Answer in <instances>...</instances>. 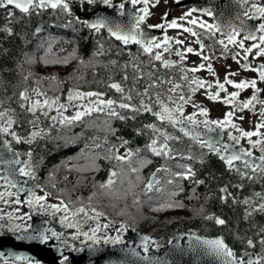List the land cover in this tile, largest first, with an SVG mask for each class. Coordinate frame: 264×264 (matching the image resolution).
I'll use <instances>...</instances> for the list:
<instances>
[{"label":"trees","instance_id":"16d2710c","mask_svg":"<svg viewBox=\"0 0 264 264\" xmlns=\"http://www.w3.org/2000/svg\"><path fill=\"white\" fill-rule=\"evenodd\" d=\"M69 6L72 14L65 12L62 8L55 10L47 8L30 10L29 14L13 10L9 18L0 15V111H6L8 117L15 121L11 132H15L21 138L20 142L6 137L9 138L11 147L21 154L20 157L29 162L36 177L34 180L41 184L44 192L49 190L53 196L64 202L68 201L69 206L75 203L77 207L85 205L91 214L106 211L107 207L96 206V204L101 205L98 203L100 201H97L98 198L93 206H90V203L85 204L86 200L84 201L88 195L98 194L99 197H103L102 190L90 188L91 182L88 181L86 186L93 193L89 194L88 188L82 189L78 186L85 181L70 178L71 174L66 168L71 162L74 164L76 158L83 152L81 158L85 160V165L89 161L92 162L93 156L98 158L100 171L95 179L105 181L111 172L119 173L117 170L119 167L116 165L118 162L113 157V152L104 154L105 151H109V148H112L111 145L118 147L117 145L127 140L129 143L124 147L127 150L131 149L136 155L135 161L140 164L143 160L151 161L139 167L144 178L157 169L167 168L168 171H159L158 183L152 190H144L134 203L135 206L146 207L150 213L149 216L133 219L132 209L127 207L125 214H122L125 207L121 209L122 204L117 202L118 206H114L117 214L124 216L118 215L117 220L104 216L109 225L117 227L125 225L127 231H138L151 237L155 243L149 245L148 251H152L153 246L164 247L177 235L194 234L207 239L221 236L237 255L244 251L253 254L262 253L264 246L258 241L261 236H264V233L260 232L264 228V213L249 210L248 203L245 204L243 201L254 199L257 193L264 197V173L258 171L252 173L241 164H234L235 167L229 169L213 153L201 148L200 144L190 136H185L178 127L167 121L161 122L149 112L133 113L127 109L117 108L116 110L126 117L121 120L108 116L105 110L88 115L89 118L96 119L88 120L85 117L78 121L77 126V122L61 125L58 120L52 121L51 117L55 116L54 111L47 117L40 111H37L35 116L27 111V102L21 100L20 93L25 89L28 92L34 88L41 89L49 97L59 96L60 101L70 89L100 92L106 100L131 103L137 107L140 106V101L144 100L152 106L154 112L158 111L153 103L155 102L153 98L156 97L153 92L155 88H149L147 96L138 95L143 93L153 81L158 83L161 80L156 72L158 68L147 64L137 55V51L143 49L136 45L115 42L102 30L96 32L87 28L77 22L76 17L79 16L75 13V8L79 7L77 0H71ZM37 28L40 29L39 32L36 31ZM8 29H11L10 33ZM214 32L219 34L218 31ZM210 36L214 38L212 34ZM218 37L222 39L220 34ZM213 40L214 42L210 40V49L221 51L220 48L218 49L219 46L216 47L217 41ZM49 46L52 48V54H49L47 58L70 57L75 60L74 68L63 76L57 77L62 82L58 86L55 82L46 79L51 76L42 79L33 72L32 66L30 67L32 62L37 63L38 58L45 57ZM221 52L220 55H227L223 47ZM81 60L84 63H81ZM125 76L128 77L127 80L124 79ZM25 77L28 79L26 80ZM112 83L121 84L124 93L110 88L109 85ZM127 94L132 96L131 101H122V95ZM22 103L26 105L25 108H21ZM132 116H135V119H131ZM36 117H39V120L34 127L30 121L35 120ZM149 124L156 125L162 132H167L176 138L167 141L172 149L173 158L155 156L146 148L152 138H158L161 143L164 142L159 133H154L145 127ZM32 128L42 131L39 136L32 139L31 143H27L26 141L31 137ZM225 137L227 138L226 134ZM137 149H140L139 153L136 152ZM29 152L32 154L31 158L27 155ZM189 156L192 158L188 159ZM179 165L190 166L195 176L183 179L174 175L185 172V169ZM237 168L240 172H247L252 179L242 177L240 172L236 171ZM137 177V173L129 171V174L111 190V195L118 196L125 193ZM196 181H203V183L198 184ZM222 188H227V192H222ZM173 193L176 194L173 195ZM81 201L84 202L81 203ZM177 204H182L183 207L172 206L165 212L185 209L190 215L171 220H162L159 218H162V215L157 216L164 212L161 210L162 207ZM92 209L96 211L93 212ZM247 212H252V215L246 216ZM39 215L47 219L51 225L57 226L46 214ZM207 216L222 218L226 223L217 225L215 219H206ZM0 232L3 233L2 235L14 234L6 228L0 229ZM249 238L256 242L255 248L247 246ZM86 244L88 242L74 247L81 249ZM62 245L65 246V244ZM65 250L73 251L68 245L65 246Z\"/></svg>","mask_w":264,"mask_h":264},{"label":"snow or ice","instance_id":"6c2138e0","mask_svg":"<svg viewBox=\"0 0 264 264\" xmlns=\"http://www.w3.org/2000/svg\"><path fill=\"white\" fill-rule=\"evenodd\" d=\"M81 4L86 2L89 5H97L102 3L107 8L112 9H119L118 15L123 17L125 16V3H120L119 5H114L112 0H80ZM129 3H131L133 6L143 3L144 7L139 9L138 11L143 13L142 15H133L131 20L125 24L120 21H116L113 19H109L104 16L97 17L95 20H80L79 17H76L77 22L82 23L84 26H86L89 29L95 30L96 32H100L101 29H106L108 33L115 37L116 40L122 41L125 45L129 43H136L141 46L143 51L145 53L151 54L153 52L154 48H160L161 44L155 42V40L151 38H145L141 39L139 37L143 36V32L141 30V24L144 23L146 17L150 15L149 13V0H128ZM157 3H159V0H156ZM243 3H248V0H242ZM8 5L14 6V8L19 9L22 13L29 14L30 10L34 11L37 9H57L62 8L65 12L71 13V8L69 6V0H0V7H6ZM253 9H255V13L250 14L249 10H245L243 15L248 17L249 19H258L261 21H264V6H259L257 4H252L251 6ZM93 11H95L93 9ZM207 14L209 16L212 15L211 11H208ZM11 15V13H10ZM191 15V12L185 13L183 16L180 17V19H185L187 16ZM167 18V13H165L164 19ZM188 23L195 25L197 23L196 19L188 21ZM242 23V22H241ZM201 28H206L208 31L212 32L215 31H222V34L225 36V39L227 40V44L225 43L224 39H221L217 41L220 45L223 46L224 51L227 52L228 50V44H233L238 46L244 51L243 59L245 61L248 60L249 54L252 53L253 49H257L256 56H264V47L261 45H264V22H261L258 26L255 27L254 30H249L247 34L244 36L243 40H238L237 37L240 35V30H238L236 27H233L232 25L227 26V30H222L219 25L215 24H205L200 23L199 25ZM154 27H165V25H155ZM167 27L171 28H177L180 27V25L177 23V20H172L170 24L167 25ZM185 32L191 33L192 36H197V33L193 31L191 28H184ZM9 33L11 32V29H8ZM37 32L40 31L39 28L36 29ZM257 33H260L259 36H257ZM169 37L165 36L164 38V44L166 45L164 47V51L168 52L170 50V46L168 45ZM259 40V43H253L250 47H245L244 40ZM176 43L183 44L184 41L177 39ZM197 43L200 44L201 50H203L204 45L202 42L197 40ZM185 52L187 53H194V49L191 47H187L184 51L177 50L176 55L181 58V61L185 59ZM49 54H52V48L51 46L48 47L46 51L45 57H41L42 62L45 65H55V64H68L70 57H64V58H53V59H47V56ZM197 56H201L203 61H209L210 57L208 55H202L201 52H195L194 53ZM54 55V54H53ZM240 53L233 54V59L236 60L238 64H240V61L237 60V56H239ZM157 61H162L164 67H170L172 66V62L165 60L160 52H156L154 57ZM81 63H84L83 60H81ZM240 67L244 69L245 71H253L258 73L259 81L264 82V64H260L257 68L251 67L248 63L240 64ZM207 70L208 73L212 75H216L214 68L211 63H208L205 65L204 63H200L198 66L189 68V69H181L185 72H192L196 73L201 70ZM238 72H233L229 70L224 78V82L221 83L219 79L215 81V87L217 88V91L215 93H212L211 91H206L207 98L213 101H218L221 99L220 93L226 92L227 88L225 85H232L233 88L238 90H244L247 88H252L254 90L253 95L246 101L237 102V98L240 95V91H234L231 93H228L226 97L223 98V103L232 105L233 111L227 112L225 114V117L223 120H212L209 121L205 119L204 121H197L196 115L207 117L208 115V109L200 107L199 105L193 104V107H198L199 112L198 113H192L191 115L184 116V105L192 102V96L188 95L187 97L183 94L179 96V101L173 99V96H168L169 103H165L162 99H160V94H156V104L159 105L160 111H153V108L150 104L145 103L144 100L140 101V106L137 107L135 105H132L131 103L126 102H120L117 103V101L112 99H102L103 93L100 92H82L78 89H70L68 92L67 100L68 104L61 103L59 96L49 97L46 92L42 91L39 88H34L32 91L35 93L36 97H38L35 100H32L28 94L27 89L25 91H22L20 93L21 100L28 102L27 111L31 112L34 116L37 111H40L45 117L48 116L49 112H51L53 109L57 112L56 116H52V121H57L61 125H71L74 124L77 121H81L84 116L90 115L93 112H103L107 110V115L110 117H116L118 119L124 120L126 119L125 116L121 115L116 109H127L130 110L133 113H140L141 111L152 113V115L156 116L158 120L161 122L167 121L168 123L172 124L173 126L176 125H183L185 122L188 124L193 125L194 127L189 129L186 127H181L180 131L184 133L185 136H190L193 140L197 141L201 148H207L210 152H214L217 155H219V158L225 162V164L228 166L229 169H233L235 167L234 162L235 161H241L243 160L244 167L246 169H249L252 173H256L259 171L260 173H264V135H262L259 131V129L264 128V120L262 122L258 123L256 125L255 131H245L242 128H240L237 124L233 123L232 117L235 114V111L238 109L239 111H244L245 109H249L254 111L255 105L254 102L260 103L264 105V100H258L257 93L261 92L260 88H257V79H245L241 80L240 82H235L232 79H230V76H236L238 75ZM31 75V73L29 74ZM151 75V74H149ZM27 80L28 77H25ZM46 79H49L56 83L58 86L61 81L57 79L56 76L47 77ZM125 80L128 79L127 76L124 77ZM181 79L188 81L189 90L192 94H195L199 89L205 88L207 90H210L213 87L212 83H209L203 79H200L198 77H193L190 81L188 80L187 75H184L181 77ZM160 83H165V81H160ZM167 83H172V81H167ZM156 81H153L152 84L148 85L147 88H145L143 93H138V95L147 96L148 95V89L156 87ZM110 88L115 89L119 93H124V88L119 83H112L109 85ZM182 85L179 83L173 84L172 87L168 90L170 93H175L178 89H181ZM131 91V90H130ZM39 97H43V99H39ZM95 98V99H92ZM122 101L127 100L131 101L132 96L130 94L122 95ZM73 101H78L79 103L72 104ZM85 101H87L85 103ZM169 104H174L175 107H170ZM21 108H25V104L22 103ZM69 106H73L77 108V111H75L74 115L72 116H65L63 113L67 110ZM260 116L264 118V109L261 110ZM7 119L5 120V118ZM59 118V119H58ZM131 119H135V116L130 117ZM240 120H243L244 117H239ZM0 120H5V125H0V133L10 134L12 137L17 141L20 142V137L16 135L15 132H10V129L15 122L11 117H8V113L6 111H0ZM39 117H36L35 120L30 121L31 124L35 127L38 123ZM199 123H203L205 127H208L209 125H216L217 127L224 129L227 127H231L233 129H236L240 135L234 136L229 132L228 139L235 141V143L238 145L240 143V140L242 138H248V143L252 146V148H257L259 146V151L262 153L257 159L260 161V163H256L255 160H248L245 159V157H252L253 153L251 150L244 149L243 147L239 148L238 150L232 151L229 153V145L223 144L221 147H217L216 145L219 144V141H211V140H201L200 136L201 134L198 132H195V126ZM146 128L151 129L154 133H159L160 136L163 137V143L159 141L158 138H152L151 142L146 145V148L151 151V153L155 156H165L168 158H173L172 156V149L169 147L167 141L171 139H176L175 137L170 136L167 132H162L161 129L157 128L154 124L145 125ZM209 131H212L213 129L208 128ZM42 130L33 131L31 133V137L26 141L27 143H31L32 139L39 136L41 134ZM139 134V131H138ZM253 136L261 137V139H257L253 141L251 138ZM129 142L127 140H124L122 144L120 145L123 147L124 145L128 144ZM5 144L7 142L5 141ZM99 147L100 145H96ZM111 151V149H109ZM140 149H137L136 152L139 153ZM118 152V149H117ZM221 152L228 153L226 155L221 154ZM134 153L131 149H129L126 153V155H116L115 159L119 161H124L127 158H131V156ZM20 154L15 153L14 156L18 157ZM28 157L31 158V152L27 153ZM188 159H191L192 157H187ZM0 163H7L11 165H23L14 171L12 169L8 170V173L6 175H0V180H3L4 184L12 187L17 188V181L15 180V173H18L20 176H26L31 179H35L34 172L29 167L28 163L22 162L19 159H13L11 161H2L0 160ZM151 163L149 160H143L141 162V165ZM179 167L184 168L185 172L181 173H175L174 175L179 176L183 179H188L190 177L195 176V172L192 170L190 166L187 165H179ZM168 171L167 168L163 169H157V172L159 171ZM132 171H138V169L133 168ZM237 172H240V169H236ZM117 173L115 171L110 173L109 179L105 184H102V188L110 187L114 181L112 180V177L116 176ZM156 174L153 173V176ZM240 175L242 177H248L249 179H252L251 176H248L247 172H240ZM155 183H158V181L150 180L147 187V190H152ZM169 183H172V181H169ZM196 183H203V181H196ZM36 187H39L37 185ZM27 191L28 198L24 201L29 206L39 205L41 208H44L45 205L42 204V201L46 200V197L49 195V193H45L43 196H38L35 193V190L33 188L25 189L23 187L17 188V193L8 192V196L16 195V200L14 201L16 204H20L21 201L19 199V192ZM222 192H227V188H222ZM176 193H173L175 195ZM5 193L0 192V199H3ZM229 195H231L229 193ZM257 196H260L259 193L256 194ZM264 199V197H261ZM222 199H225L222 197ZM245 204L249 203L248 199H245L243 201ZM172 206H179L183 207L182 204L177 205H168V207ZM53 209V215L57 212L63 211L65 215L61 217V224L68 228H77V232L72 237L73 239H77L79 236H84L86 240H91L93 245H98L101 243V238L97 237V232L101 230V227L107 228L108 225L105 224L103 226L97 224L96 228L91 229V235H89L88 232H80L79 226L76 223H72L70 221V215L76 216L80 213H83L85 216H88V212L85 210V208L80 207L76 208L74 211L71 210L68 207V204H65L64 201H61L60 204H53L50 205ZM93 212H95V209H92ZM253 211H264V203H260L257 207L253 209ZM11 218L12 214H8ZM103 215V213L96 212L95 217H90L93 219L98 218L99 216ZM252 212H247L246 216H251ZM17 219H24V217H16ZM28 219H31V216L29 215L27 217ZM3 217L0 216V220H2ZM206 219H215V223L217 225H224L226 221L219 217H213V216H207ZM3 228V225L0 224V229ZM17 229H21L20 225H16L13 228H9V231L15 232ZM126 230L125 225H121V228L119 231ZM24 235H18L16 236L17 240L21 241H28V242H35L39 245H48L50 241L57 240L60 241L63 244H67L66 240H62V233H57L54 230L48 229V228H33L32 225H28L27 227H24L21 229ZM261 233H264V228L260 230ZM50 233V234H49ZM3 233L0 232V235ZM196 241L198 242V246H201L205 249L206 253L209 255H213L217 258H222V264H264V249H262V253L260 254H253L249 253L247 251H244L242 254L237 255V253L230 248L224 241L223 238H215V239H203L201 237H195ZM104 244H123L124 241L122 237L118 234L116 237H104L103 238ZM155 241L151 239L149 236H143L141 237V243L139 247L143 248V251L145 253L149 250V245L154 244ZM258 243L262 246H264V236H261ZM247 246L249 248H255L256 242H254L251 238L247 239ZM73 251H83V249H76L74 246L69 245L68 246ZM92 247L91 245L89 246ZM94 250V249H93ZM132 254L135 256H140V253L137 252L135 249H132ZM12 258L15 261H23L24 264H41V261L27 255H18L15 253L10 254ZM5 253L0 252V259H4ZM142 259L148 260L149 264H169L167 261L160 260L159 258H151L148 256L142 257ZM4 264H7V260L4 261ZM59 264H71L70 258L67 255H64L63 251L60 250V259Z\"/></svg>","mask_w":264,"mask_h":264},{"label":"rangeland","instance_id":"374dc122","mask_svg":"<svg viewBox=\"0 0 264 264\" xmlns=\"http://www.w3.org/2000/svg\"><path fill=\"white\" fill-rule=\"evenodd\" d=\"M122 1L123 0H112L113 4L121 3ZM175 1H177V0H159V3H157L156 0H149L148 8H149L150 15H148L145 20L147 21V23L149 25H154V26L155 25H161V24L165 25V27H163L164 35H163L162 39L157 41V43L161 44L160 48H154L153 52L151 54L145 53L143 50H139V51H137V53H138L137 55H139L142 59H144V61H146L147 64L154 66L155 68H158L156 72H157L158 76L161 77L160 81H165V83L161 84L160 81L158 83H156L157 86L154 87L155 90L153 92H154V94L159 93L160 99H162L165 103H169V101H168L169 95L173 96V99H175L177 101H179V96L181 94L185 95L186 97L188 95H191L192 96V102L184 105V116L191 115L192 113H198L199 108L193 107V104H196V105H199L200 107L208 109L207 117L200 116L198 114L196 115L197 121L202 122L205 119H207L209 121L223 120L225 117V114L227 112L233 111L232 105H228V104H225L222 102L223 98L226 97L228 93H231L234 91H240V95L237 98V102L239 103V102L248 100L253 95L254 90L252 88H247V89H244L241 91V90L233 88L232 85H225V87L227 88V93L221 92L220 93L221 99L218 101H213V100L208 99L207 95H206V91H211L212 93H215L217 91V88L215 87V81L217 79H219V81L221 83H223L224 78H225V76L229 70L239 73L236 76H230L229 77L233 81L238 83L241 80H245V79H248V80L257 79V88H261V85L264 82L259 81L258 73L253 72V71H245L244 69H242L240 67V64L248 63L251 65V67L257 68L260 64H264V56H256L257 49H253L252 53L249 54V56H248V60L245 61L243 59L244 51L238 46V44L228 45V50H227V52H225V54H227V55H220L219 54V53H222L221 51H222V47H223L219 43H217L216 44L217 46L216 45L215 46L216 47L219 46L218 49L220 48L221 51H218L216 49L211 50L210 49V43H211L210 40L213 42H214L213 39H215L216 41H219L220 40V38L218 37L219 34L217 35L214 32L215 30L210 32L206 28H201L199 26L200 23L214 24L210 18H208L204 15L203 16L202 15H196L195 13H192L189 9H175L171 12V15L168 19H164L165 13H167V9L169 8V6H171L173 3H175ZM238 1L247 7L250 14L255 13V9H253L251 7L252 4L264 6V0H248V3H243L242 0H238ZM77 2H78L79 7L75 8V13H77L79 15L80 12L86 11V8L89 4H87L86 2L81 4L80 0H77ZM137 6L139 9H141L144 7V4L140 3V4H137ZM189 12H191V15L187 16L185 19H180L181 16H183L185 13H189ZM140 14L142 15L143 13L140 12ZM4 16H5V18H9L11 15H10V13H7ZM174 19L177 20V23L180 25V27H177V28L167 27V25L170 24L171 21ZM193 19L197 20V23L195 25L188 23V21L193 20ZM254 20H256L258 25L261 22H264V21H261L258 19H254ZM184 28H191L193 31H195L197 33V36H192L191 33L185 32L183 30ZM156 32L158 34L160 31L156 30ZM210 34H212L214 36V38L211 37ZM165 36L170 38L168 41V45H167V46H170V50L168 52L164 51V47L166 46L164 44ZM177 39L184 41V43L183 44L176 43ZM222 39H223V37H222ZM197 40H199L200 42L203 43V45H204L203 50H201L200 44L197 43ZM238 40H243V39L239 38ZM253 43H259V40H256L254 42L244 41V45L246 48L250 47ZM208 44H209V47H208ZM261 46L264 47V45H261ZM187 47L193 48L194 53L202 51V55H208L210 57V60L209 61H203L201 56H197L194 53L185 52V59L183 61H181V58L176 55V52H177V50L184 51ZM156 52H160L165 60L172 62V66L166 68L163 66L162 61L155 60L153 57H154ZM235 53H240V55L237 56V60L240 61V64H238L236 62V60H234L232 58L233 54H235ZM47 59H53V58L48 57ZM32 63L33 64L30 65V67L32 66L31 68H33L32 69L33 72L36 75H39L40 78H42V79H44V77H46V76H56V77L63 76L66 72H68L70 69L75 67L74 58H70L69 63L66 65L65 64L45 65L42 62L41 58L37 59V63L36 62H32ZM200 63H204L205 65H207L208 63H211L213 68H214L216 75H212V74L208 73L206 68H205V70H201V71L196 72V73H192L190 71L185 72V71L181 70V69H189V68L198 66ZM184 75H187L189 81L195 76V77L203 79L209 83H212L213 87L210 90H207L205 88H201L197 92H195V94H192L189 90L188 81L181 79V77ZM169 80L172 81V83H167V81H169ZM176 83H179L180 85H182V88L178 89L175 93H170L168 90L172 87L173 84H176ZM27 94L32 100H35L38 98V97H36L35 93L32 90L28 91ZM67 96H68V94L65 95L64 99L60 102L68 104ZM257 97H258V100H260V92L257 93ZM101 98L105 99L104 96H102ZM39 99L42 100L43 97H39ZM92 99H95V98H92ZM150 99L152 100V97H150ZM153 99L156 101V97ZM86 102L87 101H85V103ZM76 103H79V102L78 101L72 102V104H76ZM153 103L157 107V110L160 111L159 105H157L156 102H153ZM254 105H255L254 111L249 110V109H245L244 111L241 112L237 109L235 111L234 116L232 117L233 123L237 124L240 128H242L245 131H255L256 125L258 123L262 122V120H264V118H262L260 116V112L262 109H264V105H262L260 103H256V102H254ZM27 106H28V102H27ZM169 106L175 107L174 104H169ZM52 111H54L55 116H56L57 112L55 111V109H53ZM75 111H77V108H75L73 106H69L67 108V110L64 111L63 114L65 116H72V115H74ZM51 112H49V115L51 114ZM94 113H96V112H93L91 114H94ZM241 116L244 117L243 120L239 119V117H241ZM85 117L88 120L96 119V118H89L88 115L84 116L83 118H85ZM6 119H7V117L5 118V120ZM5 120H0V125L6 126ZM185 123H187V122H185ZM78 124L79 123L77 121L76 125L78 126ZM178 126L179 125H176V127H178ZM196 126L201 127L203 129H208V128L221 129V128L217 127L216 125H209L208 127H205V125L203 123H199ZM11 130H12V127L10 129V132H11ZM221 130H223L224 134H226V136H227L226 139L228 142L236 144L235 141L228 139L229 132H231V134L234 136L240 135V133L236 129H233L231 127H227V128L221 129ZM33 131H36V129L32 128L31 133ZM259 131L262 135H264V128L259 129ZM5 135L7 137H9L10 140L14 139L12 137V135H10V134H5ZM251 139L253 141H255L257 139H261V137L253 136ZM14 141L17 142L15 139H14ZM111 146H112V148H109V149H111V151L113 152V154H112L113 157H115L116 155H126V153L128 151L124 146L123 147H121L120 145H117L118 147H115L113 145H111ZM238 146H239V148L243 147L244 149L251 150L253 153V156H256L257 158L260 155H262V153L259 151V146H257V148H252V146L248 143V138H246V137L242 138L240 140V143L238 144ZM117 149H118V152H117ZM111 151L109 152L106 150L104 154H111L112 153ZM206 151H209V150H206ZM211 153H213V152H211ZM83 154L84 153L82 152L81 155H79V157L76 158V160L74 161V164H73V162H71L70 165L66 168V170L67 169L70 170V171L67 170V172H70L69 174H71L70 178H75V180L77 179L79 181H85V183L78 185V186L82 187V189H85V188L87 189L88 187L86 186V182L90 181L91 182L90 188H94L97 191L99 188L102 190V192L101 191L100 192L103 195V197H99L98 194L96 196L88 195L84 199V201L86 200L85 204L90 203V206H93L94 202H96V198H98L97 201H100L98 203H101V205L96 204V206L97 207L105 206L108 208V210L102 211L101 213H103V215L99 216L96 219H93L90 217H95L96 214L89 213L88 210L85 208V205H79L77 207L76 203L70 204V206L68 205V207L73 211L76 208L83 207L88 212V216H85L83 213H80L79 215H76L74 217L70 215V217H69L70 221L72 223L78 224L80 232H88L89 235L92 234L90 230L93 228H96L97 224H99L101 226L107 224L108 225L107 228L101 227V230L99 232H97V234H96L97 237L101 238V243H103L104 237H106V236L107 237H116L118 234L122 237V239L124 241L125 235L129 231H127V230L119 231L121 227L109 225V222L105 219L104 216L111 218V219H116V217L118 215L125 214V212H126L125 210L127 209V207L132 209V212L134 215L133 219H135V218L140 219V218H143V216L144 217L149 216L150 213L148 212L146 207L140 206V205L135 206L134 203L144 193V190H147L146 186H147V184L150 180V177L153 173H156V178L154 180L157 181L158 172L157 171L152 172L147 176V178H144L143 174L141 173V170H139V167L141 166V164L139 162L135 161L136 155L133 154L131 156V158H127L124 161L117 160L118 163L116 165H117V167H119L117 169V170H119V173H117L116 176L112 177V180L114 181V183L110 187L102 188L101 185L105 184L109 178L106 179L105 181H99V180L95 179L96 174L100 171V163L97 160L98 158L93 156V158H91L92 162L89 161L90 164L87 163L85 165V160L81 158ZM20 156H21V154L19 155V157ZM23 162H26L29 165V162L24 160V159H23ZM29 167H30V165H29ZM133 168L138 169V171H135V172L132 171ZM129 171L134 173V174L137 173L138 174L137 179H134V183L132 185H130L129 189H127L125 193H122L118 196L117 195L114 196V194L111 195V193H112L111 190L129 174ZM156 184L157 183H155L154 186ZM93 185L95 187H93ZM154 186H153V188H154ZM50 191H51V189H50ZM147 191H149V190H147ZM0 192L5 193L3 199H0V216L3 217V219L0 220V224H2L3 228H6L7 231H9L8 230L9 228H13L16 225H20L21 229L24 227H27L30 223V219L27 218L29 215L32 216L35 214L42 213V214H46L47 216L52 218L53 221L57 224V226H55V228L58 229L56 232L63 234L61 239L67 241V244H65V246L66 245H68V246L69 245H71V246L80 245L81 246L83 243H86V242L92 243L91 240H86L85 237L82 235L79 236L77 239L72 238L74 236V234L77 232V228H68V227H65L64 225L61 224V222H60L61 217L63 215H65V213L63 211L57 212L54 215L52 214L53 209L49 206L53 205V204H60L62 199L53 196L52 195L53 193L49 192V190L47 192H44L43 190H41L37 194L38 196H43L45 193H49V195L46 197V200L41 202L42 204L45 205L44 208H41L39 205H35V204L33 206H29L24 201H21L20 204H16L14 202L17 198L16 195H13V196L7 195L8 192L14 193V191L11 189V187L5 185L4 182H0ZM88 193L93 194L92 191L89 190V188H88ZM119 198H120V200H118ZM64 200H65V198H64ZM84 201H81V203ZM117 202L122 204L123 207L121 206V209L125 207L122 214H120V213L117 214V211L115 209V207L118 206L116 204ZM64 203L67 204L69 202L65 201ZM260 203H264V199H262L261 196H256L254 199L249 200V203H248L249 210H253ZM168 208L169 207H162L161 210L165 212L166 209H168ZM164 212L159 213L157 215V216L162 215V218L159 217L162 220H171L174 218H182V217H186V216L190 215L188 210H185V209H179L177 211L174 210V212H165V213ZM259 212L264 213V211H259ZM9 213L12 214L11 218L8 215ZM192 214H193V212H192ZM122 216H124V215H122ZM16 217H24V219H17ZM21 229H17L13 233L14 234L20 233V232H22ZM104 229H106V230H104ZM58 242H60V241H58ZM65 246H64V248H65ZM4 261H5L4 259H0V264H4ZM17 263L18 262L13 261V260H7V264H17ZM18 264H20V263H18Z\"/></svg>","mask_w":264,"mask_h":264},{"label":"water","instance_id":"95a60500","mask_svg":"<svg viewBox=\"0 0 264 264\" xmlns=\"http://www.w3.org/2000/svg\"><path fill=\"white\" fill-rule=\"evenodd\" d=\"M70 1L71 0H69V3ZM190 1L194 2V0H178L176 3H174L172 6H170L167 9L166 19L169 18L171 11L173 10L174 7H181V6L185 7L188 5L192 6L189 4ZM123 3H125L126 6L129 5V9H128L129 11H127L128 14L123 17L118 15L119 12L118 8L117 9L107 8L105 5H102L101 3L97 5H90L86 13H81L79 14V16L82 17L83 19H88L90 21L95 20L97 17L104 16L109 19H113L123 23L126 22L125 24H127L131 20L133 15H139V11L137 10L136 5L133 6L131 3L128 2V0H124ZM114 5H119V4L117 3ZM7 8H12L22 13L19 9L14 8V6L8 5L6 7H0V15ZM192 8L196 13H199L201 15H208L207 12L211 11L212 15L211 16L208 15V16L212 19L214 24L219 25L222 30H227L228 25H232L233 27H236L238 30H240V35L237 37V39L239 38L244 39V36L247 34L249 30H254L255 27L258 26L256 20L249 19L248 17L243 15L244 11L248 9L238 0H200L199 2L195 3V8L193 6ZM49 9L55 10L52 8ZM93 9L95 11H93ZM149 29L155 30L154 33H152V35L143 34V36L139 38L141 39L151 38L156 42L158 39L163 37V28L149 27L147 22L144 21V23L141 24V30H149ZM101 30L104 31L113 41L122 42L116 40L115 37L111 36L106 29H101ZM156 30H159L160 32L157 34ZM218 32L220 36L223 37V39L227 43L225 36L222 34V31H218ZM259 35L260 33H257V36ZM244 41L254 42L253 40H244ZM129 44L141 47L139 44L136 43H129ZM260 89H261L260 100H264V83H262ZM181 127H186L191 129L194 126L185 123L183 125H179L178 129L180 130ZM195 132L201 134L200 136L201 140H211L213 142L219 141L220 143L216 145L217 147H221L223 144L229 145L230 146L229 153L239 149L238 145L230 143L225 140V135L222 130L214 129L212 131H209L201 127L195 126ZM5 141L7 142V144H5ZM204 149L208 150L207 148ZM15 153H17V151L11 147L9 140L6 138V136L3 133H0V160L11 161L13 159H19L20 161L23 162V160L19 156L18 157L14 156ZM213 154L219 160H221L219 158V155H217L214 152ZM221 154L226 155L228 153L221 152ZM245 159L255 160L256 163H260L257 157L253 155L252 157H245ZM234 164L244 165L243 160L235 161ZM21 166L22 164L11 165L7 163H0V175H6L9 169H12L14 171L15 169ZM155 178L156 175L153 176L152 174L150 180H154ZM15 180L18 182L17 188L19 187H23L25 189L33 188L36 194L41 189V185L37 181L31 178H26L25 176H20L18 173H15ZM2 181L3 180H0V182ZM37 185H39V187H36ZM17 188H12L15 191V193H17ZM18 195L20 200H24L28 198L27 191L19 192ZM30 225H32L33 228H48L54 230V228L51 227V225L47 220H44L37 215L31 218ZM24 234L25 233L22 232L20 234H15V235L0 236V252L5 253L4 260H14L10 254L15 253L18 255L31 256L41 261V264H59L60 250H62L64 255L69 256L71 264H107V263L124 264V262H126L125 264H149L148 260L142 259V257L144 256H148L151 258H159L160 260L169 262V264H222V258H217L213 255H209L206 253L203 247L198 246V242L195 239L197 235L194 234L177 235L173 237L164 247L155 246L153 248L154 249L153 251H149L147 253L143 251L142 247H139L141 243V237L147 235L140 233L138 231L128 232L125 235L126 241H124L123 244L112 245V244L100 243L98 245H93L91 243L83 247L82 248L83 251H78V252H66L64 247L55 240L50 241L48 245H39L35 242L21 241L16 239V236L24 235ZM215 238H222V237L217 236L210 239H215ZM203 239H207V238H203ZM90 245L92 246L91 248L89 247ZM132 249H135L137 252H139L140 256L133 255ZM200 254L203 256L200 257ZM17 262L24 263L23 261H17Z\"/></svg>","mask_w":264,"mask_h":264},{"label":"flooded vegetation","instance_id":"af4514ba","mask_svg":"<svg viewBox=\"0 0 264 264\" xmlns=\"http://www.w3.org/2000/svg\"><path fill=\"white\" fill-rule=\"evenodd\" d=\"M124 1V0H123ZM122 1V2H123ZM121 2V3H122ZM120 4V3H119ZM174 4V3H173ZM90 5H88L87 6V8H86V11H87V9H88V7H89ZM128 8H129V5L127 6ZM136 8L139 10V8H138V6L136 5ZM176 9V8H175ZM174 9V10H175ZM177 9H189L192 13H195L196 15H200V14H197L194 10H193V8H192V6H185V7H179V8H177ZM13 10H15V9H12V8H7V9H5L2 13H1V15H5V14H7V13H12L13 12ZM85 11V12H86ZM118 11H119V9H118ZM127 11H129V10H127ZM81 13H83V12H80L79 14H81ZM139 15H141L140 14V12H139ZM206 17H208V18H210L208 15H205ZM211 19V18H210ZM212 20V19H211ZM146 21V20H145ZM149 25V24H148ZM150 27H154V25H149ZM259 172V171H258Z\"/></svg>","mask_w":264,"mask_h":264},{"label":"bare ground","instance_id":"6f19581e","mask_svg":"<svg viewBox=\"0 0 264 264\" xmlns=\"http://www.w3.org/2000/svg\"><path fill=\"white\" fill-rule=\"evenodd\" d=\"M199 1H200V0H194V2H193V1H190L189 4L192 5V6L195 8V3H196V2H199ZM128 9H129V8L125 5V13H126L125 15L128 14V12H127ZM125 19H126V18H125ZM125 23H126V22H125ZM154 31H155L154 29H153V30H150V29H149V30H142V32H143L144 35H152V33H154ZM201 256H203V255L200 254V257H201ZM94 257H95V256H94ZM100 257H101V256H100ZM86 258H87V257H86ZM90 258H91V257H90ZM92 258H93V257H92ZM202 258H203V257H202ZM88 259H89V258H88ZM99 259H100V258H99ZM101 259H102V258H101ZM104 259H106V258H104ZM84 260H86V259H84ZM90 260H91V259H90ZM102 260H103V259H102ZM88 261H89V260H88ZM98 262H99V261H98ZM125 263H126V262H124V264H125ZM107 264H108V263H107Z\"/></svg>","mask_w":264,"mask_h":264}]
</instances>
